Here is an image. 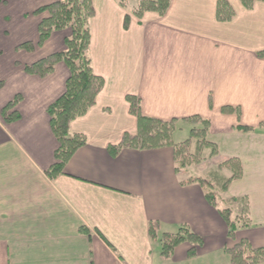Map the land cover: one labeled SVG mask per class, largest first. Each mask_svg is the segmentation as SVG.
I'll list each match as a JSON object with an SVG mask.
<instances>
[{
	"label": "crops",
	"instance_id": "crops-1",
	"mask_svg": "<svg viewBox=\"0 0 264 264\" xmlns=\"http://www.w3.org/2000/svg\"><path fill=\"white\" fill-rule=\"evenodd\" d=\"M58 1L25 0L36 20L18 39L19 30L6 25L13 4L0 0V264H233L227 249L242 240L263 248L264 3L247 10L229 0L235 18L221 23L216 0H172L164 16L146 12L141 19L117 0H93L90 56L105 87L70 125L86 145L51 179L58 142L47 108L64 92L69 71L59 64L39 78L25 66L64 51L66 30L38 45L45 14L35 13ZM28 42L33 50L19 48ZM18 94L21 118L6 123L1 111ZM128 97L139 99L144 116L178 120V131L189 135L186 118L209 122L207 141L220 162L241 161L243 176L224 198L249 199L251 226L230 238L206 200L210 188L191 182L201 178H181L173 148L110 153L125 134L138 133ZM239 125L254 132L239 133ZM175 135L176 143L185 141ZM151 224L162 234L187 227L204 242L192 257L184 243L166 258Z\"/></svg>",
	"mask_w": 264,
	"mask_h": 264
},
{
	"label": "trees",
	"instance_id": "trees-1",
	"mask_svg": "<svg viewBox=\"0 0 264 264\" xmlns=\"http://www.w3.org/2000/svg\"><path fill=\"white\" fill-rule=\"evenodd\" d=\"M125 9H129L128 0H117ZM172 0H139V6L133 9V14L141 19L146 12H155L164 16ZM217 1V20L221 23L231 22L235 18V10L228 0ZM247 10H253L257 3L264 0H239ZM35 14H45V18L38 26L39 43L44 45L53 33L70 29V36L65 39L66 50L51 54L33 64L25 66V73L39 78H46L53 74L59 64H64L69 76L65 83L64 92L53 101L47 108L50 118L51 131L58 142L55 151V162L47 171L51 179L64 174V169L73 155L86 145V138L82 135L71 134L70 125L76 119L85 116L97 102L99 94L105 87V82L98 77L93 70L90 56L91 48V21L95 17L93 0H63L39 8ZM129 23H126L128 28ZM21 49L32 50L33 43L28 42L19 46ZM264 56V53L261 54ZM3 83H0V90ZM22 96L16 95L1 111L2 119L12 122L21 118L15 107L21 102ZM130 111L138 120L137 135L125 134L118 146L109 148L112 155H118L125 149L156 150L162 148H173L177 170L201 164L205 158L204 152L210 150L208 158L218 155L215 145L207 141L209 122L199 116L186 118L185 121L192 126L190 138L182 143L174 141V135L179 130L178 120L163 121L156 118L144 116L141 113L139 99L128 97ZM228 109V108H227ZM225 109V111L227 110ZM230 110V109H228ZM232 111V110H230ZM237 132L250 134L253 128L237 126ZM194 141L196 143L194 144ZM220 171H228L230 176L217 184L218 191L215 192L213 183L208 179H194L201 186L210 188L206 200L214 208L218 209L224 220L228 235L234 238L236 231L251 226V207L249 199L224 198L231 184L242 178L243 166L236 158H227L218 164ZM220 203L223 207H220ZM83 234L89 230L81 228ZM159 225L150 226L152 239L159 236ZM161 236V253L169 258L175 249L181 244L188 243L192 246L189 256L196 255L198 246H202L203 236L192 232L187 227L181 228L176 233H163ZM233 264H261L264 263V247L254 248L247 240H242L233 248L227 249Z\"/></svg>",
	"mask_w": 264,
	"mask_h": 264
},
{
	"label": "rangeland",
	"instance_id": "rangeland-1",
	"mask_svg": "<svg viewBox=\"0 0 264 264\" xmlns=\"http://www.w3.org/2000/svg\"><path fill=\"white\" fill-rule=\"evenodd\" d=\"M13 4V10H12V14L9 15L8 20L6 22V25H10V27L19 30L17 32V34L15 35L18 39L19 38H24L26 33H24V31H27V27H34L33 22L36 20V18L33 17L32 12H30V10L27 11V8L25 7V0H10ZM129 3V10L133 11L134 8H137L139 6V0H128ZM25 7V8H24ZM14 11V12H13ZM133 13V12H132ZM25 17H24V16ZM46 16V15H45ZM70 29L66 30V35L67 37L70 36ZM10 35H8L9 37ZM29 39L32 40L34 39L33 36L29 35ZM33 43V42H31ZM34 45V43H33ZM66 44H65V49L66 50ZM33 50V49H32ZM58 52H63V51H58ZM18 54V53H16ZM176 135V140H186L188 138H190L189 135V129L184 130V131H176L175 133ZM196 142L194 141V144ZM210 154V150H206L204 152V156L205 158H207L206 160H204L201 164L199 165H195V166H191L188 168H185L183 170H181L180 175L181 178L183 179H187L190 177H196V178H204V179H208L210 180L215 188V192H217V184H222V181L229 176V174L227 173V171L221 172L218 168H217V162L219 160L218 157L215 158H208ZM222 207V205H221ZM160 234L161 231H159ZM160 242V239H157Z\"/></svg>",
	"mask_w": 264,
	"mask_h": 264
}]
</instances>
